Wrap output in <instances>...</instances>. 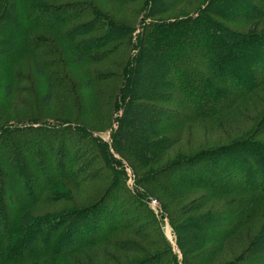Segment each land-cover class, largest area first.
<instances>
[{"label":"trees","instance_id":"trees-1","mask_svg":"<svg viewBox=\"0 0 264 264\" xmlns=\"http://www.w3.org/2000/svg\"><path fill=\"white\" fill-rule=\"evenodd\" d=\"M242 1L207 0L206 5L189 12L191 0H146L138 42L126 45L122 40L117 41L123 34L116 33L124 27L113 22L106 13L102 14L93 0L76 4H55L54 0H0V89L9 98L14 86L25 80L20 67L26 59H31L34 69L47 77L49 83L42 99L47 108L55 90L70 95L77 89L65 71L66 61L92 65L120 54L124 64L113 62L116 69H121L122 76L116 110L121 105L129 113L136 108L133 116L127 114L122 121L120 150L128 156L133 153V148L122 150L130 142L129 131L126 132L127 127L123 129V125L131 122L144 127V134L139 136L137 131L141 129L135 126L138 139L151 137L150 141L146 140L151 152L157 151L156 144L169 149L176 138L175 141L158 140L166 128L238 108L243 98L253 97L256 91L264 89V0ZM120 2L130 3L129 0ZM181 3L185 4L180 10L186 11L184 16H167ZM78 19L86 22L76 26ZM223 20L230 23L259 21L258 26L262 28L241 33L230 29ZM129 31L133 34L136 28ZM93 32L99 35L88 37L89 40L81 38ZM102 32L104 35H100ZM58 42H64L68 57L64 58ZM109 44L112 46L104 50ZM50 50L52 61H44ZM145 68H150L148 73ZM147 100L176 103L184 105L185 109H160L163 111L156 112L155 116L167 117L158 122L150 119L152 115L146 113L147 110L143 112L142 108L148 107L145 106ZM1 111L0 120L4 121ZM25 122L28 123H0V264H37L38 258L46 256L52 259V264H73L83 249L94 248L104 243L110 234L121 231L122 224L113 220L118 205H109L110 199L105 197L114 192L118 176L110 181L103 196L87 206H78L65 191L64 196L54 195L52 186L61 179L73 180L79 188L81 184L105 180L108 176L101 169L98 176L93 169L82 179L74 177V172H79V169L73 170L79 158L74 155L78 152L72 149V143L88 141L86 132L38 120ZM156 126L161 130L153 137ZM83 134L86 136H81ZM263 135L264 118L257 132L248 138L185 156L149 177L154 187L173 195L178 194L181 187L208 189L210 195L253 194L250 198L232 201L221 211L191 220L186 229L177 225L178 218L172 221L184 264H211L223 251V245H226L227 255L234 254V248L239 249L235 252L237 257L227 264H264V142L259 140ZM114 138L112 135L111 145L100 141L107 155L110 146L117 147ZM70 143L71 147L67 148ZM84 162L82 166L87 169L94 165L91 160ZM96 162L107 168L102 161ZM110 167L118 173L116 168ZM209 199L212 200L198 201ZM59 202H67L71 207L61 213H34L38 205ZM199 206L200 203L189 206L190 210L184 215L204 208ZM162 210L164 214L173 215L165 204ZM223 222L228 223V228L221 229ZM254 226H260L258 231H254ZM243 228H248L247 232L246 229L241 232ZM186 244L192 245L193 257L184 250ZM213 244L217 246L211 247ZM149 258L130 264L160 263L157 257ZM172 264H178L177 258Z\"/></svg>","mask_w":264,"mask_h":264},{"label":"rangeland","instance_id":"rangeland-1","mask_svg":"<svg viewBox=\"0 0 264 264\" xmlns=\"http://www.w3.org/2000/svg\"><path fill=\"white\" fill-rule=\"evenodd\" d=\"M54 1L56 2L55 4H76V2L82 0ZM93 1L99 6L102 14L106 13L113 22L115 21L117 25L124 27L116 32L123 34L122 38L117 39V41L122 40L126 45L131 42H138L137 35L139 32H142L144 18L141 12H145L146 0H129L130 3L126 4L121 3V0ZM206 2L207 0H191L187 9H190V12L201 5L203 6ZM184 5L182 4L178 9L170 11L167 16H181L182 14L184 16L186 11H180ZM84 22H86L85 19H78L74 25L77 26ZM223 22L230 29L241 33H249L253 29L262 28L258 26L259 21L230 23L223 20ZM107 27L108 25H106V29ZM132 28H136L133 34L129 31ZM104 32L100 33V35H104ZM98 35L99 33L93 32L81 38L87 39L89 37L91 39ZM57 45L62 51L64 58L65 56L68 57V50H65L64 42H58ZM110 46L112 45L109 44L103 49L106 50ZM51 54L52 50L48 51L46 56L49 57L44 59V61H52ZM119 56L120 54H117V56L109 57L108 61L92 65L84 62L81 64H71L69 61H66L67 66L65 65V71L74 81L77 89L70 95L66 93L64 95L60 90H55L52 102L47 108L44 101H42L49 85L47 77H44L34 69L31 59H26L22 67H20L25 80L14 86L15 90L9 98H6L0 89L1 118L4 120H0V123L11 122V124L15 123L16 125L17 122L24 124L28 123L25 121L38 120V122L42 123L47 122L57 124L58 126L72 127L78 131L80 129L88 134L87 138L90 139L85 143L78 140L72 143V149L78 152L74 155L79 158L78 164L73 167V170L79 169V172H74V177L82 179L93 169L97 170V175L100 176L98 171L101 169L104 170L103 174L108 176L106 177L107 179H98L99 181L95 182L89 181L81 184L79 188L74 185L73 180L61 179V181L55 183L56 186L55 184L52 186V193L54 195L61 194L64 196L63 191H65L72 196L78 206H87L95 199L103 196L110 187V181H113L115 175L118 176L117 185L114 190L115 193L113 192L105 197H109L110 200L107 202L109 205H118L119 209L116 212L113 210V220L116 224L118 222L122 224V227L119 226L121 231L110 234L104 243H99L94 248L88 247L83 249L78 254L77 261L74 260L73 264H130L147 257H150L149 259L157 257L156 259L160 262L159 264H172L173 260L176 261V258L178 264H184L172 221L178 218L177 225L181 229H186L191 220L205 217L209 213L221 211L226 207L228 208L232 201L242 197L250 198L253 194L232 193L229 195H210L211 192L208 189L181 187L178 194L173 195L161 187H154L149 183V177L173 166L179 159L185 156L236 140H242L248 138L254 131L257 132L259 124L262 118H264V89L256 91L257 94L253 97L243 98L238 108L229 109L206 118L192 119L176 127L166 128L158 137V140H165V138L174 140L176 138L177 141L169 149H162V144H156L157 151L151 152V145L149 146L147 142L150 141L151 137L146 135L138 139L136 130H134L135 126L140 128L141 131L138 130L137 134L141 136L144 134L142 131L144 127L142 128V126L140 127V125H135L132 122L126 123V125H123V129L127 127L126 132L129 131L130 142L124 145L122 150L124 152L133 148L132 155L128 156L124 155L120 150V130L122 129L121 124L123 119L128 117L127 114L133 116V110L136 108L129 113L121 105L116 110L122 76L119 74L121 69L120 71L116 69L113 66V62L121 64L125 62ZM150 68H152V64ZM150 68H145V73H148ZM56 69L62 68L57 67ZM117 74H119L118 77H116ZM103 77H109L111 80L104 81ZM96 78H99L98 81L93 83V80ZM56 80L63 81V78L59 79L56 77ZM90 83H92L91 86L86 87ZM197 84L200 83L198 82ZM207 100H209V97ZM145 106L148 107H143V112L147 110L146 113L152 115H149L151 116L150 119L154 118L158 122L167 117L160 118V116H155L156 112L163 111L160 109H185L184 105L176 103L166 104L148 100L145 102ZM158 127H154L156 129L152 131V133L154 132L153 137H155L157 131L161 130ZM112 135H115L114 140L117 147L110 146V153L107 155L106 151L101 147L102 143L113 144ZM81 136L86 135L83 134ZM141 139L144 140L141 141ZM259 140L264 142V135ZM70 147L71 143L67 148ZM118 147L119 149H117ZM89 160L94 165L87 169L82 164L84 161ZM96 160L105 163L107 168H102L98 162L94 163ZM110 166L116 168L118 173L111 171ZM69 168L70 166L66 169L69 170ZM115 194L116 196L114 197ZM204 198H212V200L198 201ZM160 200L166 205L168 211L173 212V215L169 213L164 214L162 210L164 204ZM199 203V208H204L200 210L194 209L188 215H184L185 212L190 210L189 206ZM204 203L205 206H202ZM70 207V204L67 202L38 205L34 208V213L36 215L49 214L51 212L58 213L59 211L61 213V211ZM115 213L118 215L117 219ZM254 227V231H258L260 228V226ZM226 228H228V223L223 222L221 229ZM248 228H243L241 232L245 229V232H247ZM212 246L217 245L213 244ZM225 246L223 245V251L217 255L211 264H227L237 257L235 252L239 250L238 248L233 249L234 254L227 255L224 252ZM184 250L189 256L193 257L195 255V252H192L193 247L191 244H186ZM37 264H52V259L49 256L38 258Z\"/></svg>","mask_w":264,"mask_h":264}]
</instances>
